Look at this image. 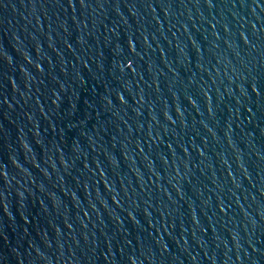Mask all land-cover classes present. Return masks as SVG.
I'll return each instance as SVG.
<instances>
[{"label": "water", "instance_id": "95a60500", "mask_svg": "<svg viewBox=\"0 0 264 264\" xmlns=\"http://www.w3.org/2000/svg\"><path fill=\"white\" fill-rule=\"evenodd\" d=\"M0 264H264V0H0Z\"/></svg>", "mask_w": 264, "mask_h": 264}]
</instances>
